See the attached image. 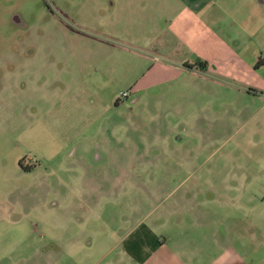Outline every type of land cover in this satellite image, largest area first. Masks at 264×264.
Masks as SVG:
<instances>
[{
  "label": "rangeland",
  "instance_id": "374dc122",
  "mask_svg": "<svg viewBox=\"0 0 264 264\" xmlns=\"http://www.w3.org/2000/svg\"><path fill=\"white\" fill-rule=\"evenodd\" d=\"M94 2L0 0V217L9 221L0 257L22 239L38 249L56 243L51 260L59 264H96L132 217L172 194L171 202L214 194L199 211L219 219L229 216L221 201H235L233 232L219 243L232 256L244 249L264 256V133L238 135L226 118L214 121L212 107L196 104L194 77L137 90L149 69L145 51L127 54L72 32L100 24ZM115 4L103 18V39L163 54L175 42L148 26L158 3ZM252 210L258 217L248 234L241 217ZM19 222L24 235L15 231Z\"/></svg>",
  "mask_w": 264,
  "mask_h": 264
},
{
  "label": "crops",
  "instance_id": "0c3cea01",
  "mask_svg": "<svg viewBox=\"0 0 264 264\" xmlns=\"http://www.w3.org/2000/svg\"><path fill=\"white\" fill-rule=\"evenodd\" d=\"M106 1L103 0L100 24L89 23L87 27L93 35L85 38L127 54L143 55L145 51L149 69L136 83L137 90L151 89L181 74L194 77L201 81L196 86V104L212 107L214 121L226 118L229 129L238 135L264 133V0H149L150 4L156 2L159 6L155 18L152 15L148 21L152 34L175 39L165 54L152 46L125 45L103 39L105 13L116 7L115 0H110L108 6ZM169 14L174 15L170 22L167 21ZM193 56L207 61L204 71L196 67L198 63ZM146 168L144 171H148L147 177L151 178L149 171H154L156 166ZM183 183L186 182L179 186L183 187ZM172 197L173 194L163 198L145 215L132 217L130 228L119 233L117 241L103 249V258L96 264H264V256H252L245 249L242 256H232L227 251L230 246L219 243V236L226 235L230 239L233 232L235 201L226 197V201H221L227 203L224 208L229 216L219 219L214 213L199 211V207L208 206L205 203L216 200L214 194L209 201L201 202H194L193 196L171 202ZM186 199L191 200L189 204L196 208L195 213L189 214V210L184 209L183 204L188 203ZM257 217L253 210L241 217L248 234H252L249 226ZM5 222L9 224L1 216L3 235ZM215 222H219V226ZM20 223L14 227L22 235ZM221 225L227 228V233L220 232ZM39 230L34 226L30 233L34 235ZM85 245L92 244L88 241ZM40 247H28L21 239L11 252L0 257V264L60 263L58 258L51 260L56 243ZM15 253H19L18 260L11 258Z\"/></svg>",
  "mask_w": 264,
  "mask_h": 264
},
{
  "label": "flooded vegetation",
  "instance_id": "af4514ba",
  "mask_svg": "<svg viewBox=\"0 0 264 264\" xmlns=\"http://www.w3.org/2000/svg\"><path fill=\"white\" fill-rule=\"evenodd\" d=\"M93 1H95L94 2L95 5H94L93 10L96 11L97 15H100L99 18H101V16L103 15V0H93ZM67 26L70 27V25H67ZM87 26L88 25L81 27V25H80V28L78 30H74L72 32H75L78 35H81L84 37L89 36V35H93Z\"/></svg>",
  "mask_w": 264,
  "mask_h": 264
},
{
  "label": "trees",
  "instance_id": "16d2710c",
  "mask_svg": "<svg viewBox=\"0 0 264 264\" xmlns=\"http://www.w3.org/2000/svg\"><path fill=\"white\" fill-rule=\"evenodd\" d=\"M198 64H197V68H199V70H202V71H204L205 69H206V67H207V64L205 63V62H201V61H199V62H197ZM188 68H190V69H192L194 66H187ZM22 160L20 161V165L23 167V165H22ZM24 168V167H23Z\"/></svg>",
  "mask_w": 264,
  "mask_h": 264
}]
</instances>
